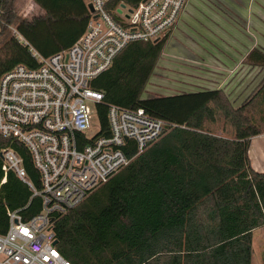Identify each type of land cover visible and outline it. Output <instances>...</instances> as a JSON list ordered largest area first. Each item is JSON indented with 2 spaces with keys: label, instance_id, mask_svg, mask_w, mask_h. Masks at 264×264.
I'll return each instance as SVG.
<instances>
[{
  "label": "trees",
  "instance_id": "1",
  "mask_svg": "<svg viewBox=\"0 0 264 264\" xmlns=\"http://www.w3.org/2000/svg\"><path fill=\"white\" fill-rule=\"evenodd\" d=\"M119 1L141 0L113 3ZM15 2L1 3L0 77L15 65L36 66L8 25L49 57L72 46L89 17L83 0H33L42 12L30 19L19 17ZM167 39L128 44L91 82L103 96L95 106L97 136L109 135L108 105L142 108L173 126L139 155L129 151L128 166L55 218L57 249L73 264H251L252 231L264 227V173L251 168L247 152L250 139L264 133V79L238 107L222 90L143 97ZM246 61L264 68V53L253 49ZM220 119L230 133L213 132ZM5 147L39 189L26 147L0 137V150ZM1 165L0 159V234L9 211L27 220L41 207L28 185Z\"/></svg>",
  "mask_w": 264,
  "mask_h": 264
},
{
  "label": "built area",
  "instance_id": "2",
  "mask_svg": "<svg viewBox=\"0 0 264 264\" xmlns=\"http://www.w3.org/2000/svg\"><path fill=\"white\" fill-rule=\"evenodd\" d=\"M186 1L141 0L131 6L83 0L89 12L83 33L72 46L49 57L41 56L13 25L7 26L28 47L36 66L15 65L1 75L0 137L26 147L39 174V189L33 188L10 147L0 150L1 168L27 184L41 207L27 220L18 212L7 213L0 264H73L57 249L55 218L128 166L133 159L129 151L139 155L171 125L142 108L108 105L109 135L86 137L92 108L103 99L91 82L128 44L170 37ZM1 3L0 28L5 25Z\"/></svg>",
  "mask_w": 264,
  "mask_h": 264
},
{
  "label": "crops",
  "instance_id": "3",
  "mask_svg": "<svg viewBox=\"0 0 264 264\" xmlns=\"http://www.w3.org/2000/svg\"><path fill=\"white\" fill-rule=\"evenodd\" d=\"M180 34L193 44L186 45L187 55L206 56V63L214 65L202 69L200 81L187 83L182 92L222 90L238 107L259 76L264 79V68L246 61L253 49L264 53V0H187L171 35L176 39ZM257 241L264 243V227L252 231L251 264H261Z\"/></svg>",
  "mask_w": 264,
  "mask_h": 264
},
{
  "label": "rangeland",
  "instance_id": "4",
  "mask_svg": "<svg viewBox=\"0 0 264 264\" xmlns=\"http://www.w3.org/2000/svg\"><path fill=\"white\" fill-rule=\"evenodd\" d=\"M15 7L19 17L25 19H30L42 12L33 0H16ZM190 36L192 38V33ZM173 37L174 35H170L166 40L157 68L145 87L143 97L172 95L185 91L187 90L185 88L187 83H195L196 80L200 81V77H202L201 75L203 74L202 69H205L208 65L213 69L214 65H210L208 62L206 63L207 60H204L207 59L206 56H192L186 54V45L193 46L192 43L186 40V34H180L176 39H173ZM4 39L5 37H0V44ZM189 40L193 41L194 39ZM243 75H245V73H243ZM260 76L256 81L258 85L256 87L253 86V91H251L250 95L261 83L262 80ZM242 82L244 83L245 80ZM192 90H198V88ZM210 127L217 135L231 132L230 126L224 125L221 119ZM98 131L99 122L92 108L90 124L85 131V135L86 137L92 138L96 136ZM247 157L253 170L264 173V134L254 136L250 139ZM255 250L260 255L261 264H264V243H258L257 241Z\"/></svg>",
  "mask_w": 264,
  "mask_h": 264
},
{
  "label": "water",
  "instance_id": "5",
  "mask_svg": "<svg viewBox=\"0 0 264 264\" xmlns=\"http://www.w3.org/2000/svg\"><path fill=\"white\" fill-rule=\"evenodd\" d=\"M89 9H90V10L92 9L91 6H89ZM0 159H1V155H0ZM55 244H57V241L55 242Z\"/></svg>",
  "mask_w": 264,
  "mask_h": 264
}]
</instances>
